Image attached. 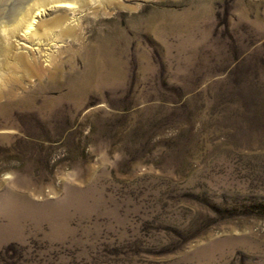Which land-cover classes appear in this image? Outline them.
Masks as SVG:
<instances>
[{
	"label": "rangeland",
	"instance_id": "rangeland-1",
	"mask_svg": "<svg viewBox=\"0 0 264 264\" xmlns=\"http://www.w3.org/2000/svg\"><path fill=\"white\" fill-rule=\"evenodd\" d=\"M75 1L3 66L0 264H264V0Z\"/></svg>",
	"mask_w": 264,
	"mask_h": 264
},
{
	"label": "bare ground",
	"instance_id": "bare-ground-1",
	"mask_svg": "<svg viewBox=\"0 0 264 264\" xmlns=\"http://www.w3.org/2000/svg\"><path fill=\"white\" fill-rule=\"evenodd\" d=\"M91 1L94 2L96 0H91ZM76 3L77 1L75 0H32L30 4L23 10V12L21 13V15L19 16V18L17 19L15 23L7 27L6 25L3 24L5 23V20L3 21H1L2 19L0 20V43H1L0 87H2V85L4 84L3 83L4 82L3 68L8 65V61L11 65L12 62L16 63V62L21 61V59L24 56L27 59H29L28 55H21L22 52H25L23 48H28V49L30 48L28 50L30 51L31 49L35 48L33 47V45L37 46L36 44L40 45L44 43L45 40L49 41L51 37H54V36L57 37V34H54L55 33L53 29L54 27L56 28V30H58V32L62 33V35L77 34L76 27H75L76 25L72 24V22L74 21L73 20L74 15L70 16L69 14H66L63 18L54 20L53 22L51 21L52 22L51 24H48L42 19L44 13L52 7L54 8L55 7L56 8L57 7H68L69 9H71L75 7ZM34 40H36L35 43L33 42ZM52 40H55V38H53ZM44 44L47 45L48 43H44ZM34 50H37V49H34ZM44 53L46 54V52ZM10 60L12 62H10Z\"/></svg>",
	"mask_w": 264,
	"mask_h": 264
},
{
	"label": "water",
	"instance_id": "water-1",
	"mask_svg": "<svg viewBox=\"0 0 264 264\" xmlns=\"http://www.w3.org/2000/svg\"><path fill=\"white\" fill-rule=\"evenodd\" d=\"M31 1L32 0H0V20L4 19L5 23L3 24L7 27L15 23Z\"/></svg>",
	"mask_w": 264,
	"mask_h": 264
}]
</instances>
